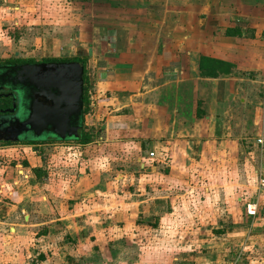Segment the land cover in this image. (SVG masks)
<instances>
[{
    "label": "crops",
    "instance_id": "1",
    "mask_svg": "<svg viewBox=\"0 0 264 264\" xmlns=\"http://www.w3.org/2000/svg\"><path fill=\"white\" fill-rule=\"evenodd\" d=\"M113 8L120 14L106 15L112 25L86 28L87 39L78 33L84 41L72 53L86 58L83 125L94 129V139L66 148L55 143L49 172L36 153L15 173L9 160L0 164V264H27V230L32 249L44 248L35 242L44 225L65 228L73 240L72 230L103 227L104 220H86L89 213H153L165 202L169 215L237 207L241 231H257L241 245L264 248V187L249 183L253 161L246 151L264 145V102L261 109L257 99L264 88V0H119ZM200 57L232 67L204 76ZM19 171L35 180L30 189ZM213 198L223 207L214 210ZM251 202L252 217L245 214ZM42 206L59 215L37 221ZM159 222L161 230L193 228ZM232 244L227 231L213 237V264H230L225 258Z\"/></svg>",
    "mask_w": 264,
    "mask_h": 264
},
{
    "label": "rangeland",
    "instance_id": "2",
    "mask_svg": "<svg viewBox=\"0 0 264 264\" xmlns=\"http://www.w3.org/2000/svg\"><path fill=\"white\" fill-rule=\"evenodd\" d=\"M115 1L119 0H0V63L14 58L34 61L52 57L65 58L79 53L78 49L84 40H78L76 35L83 31L87 39L91 35L85 32L86 28L112 25L106 15L111 17V15L120 14L119 10L113 8ZM94 36L96 37L95 34ZM9 67H11L10 64H0V89L10 87L3 83L4 78H2ZM11 88L12 90L8 88L6 91H10L15 96L13 99L16 107L12 116H23L27 103L21 98L22 89L19 86ZM257 99L262 109L264 88H260ZM5 108H0V111ZM82 127L87 128L83 125V118ZM36 142L38 143L27 144L16 141L6 144L0 142V164L7 159L12 170L18 168L19 165L24 167L28 160L26 155L36 153L35 155H40L41 160L45 162L44 171L49 172L50 154L55 152L53 149L56 146L55 143H60L64 148L70 144H76L74 137L39 139ZM71 149L75 153L79 152L78 149ZM246 151L249 160L253 161L247 173V175L250 174V181L253 179L249 183L256 185L260 174L264 176V145L262 149L258 145H252ZM13 172L15 173L14 170ZM20 179L29 183L24 184L25 190L30 189V185L35 181L21 176ZM47 193L49 194V188ZM231 202L232 205L237 203L235 198H231ZM184 203L191 204L192 202ZM167 205L165 202L156 206L153 213L149 211H143L140 214L127 212L128 214L124 216L115 213L111 215L106 212L109 217L104 215L98 217L97 212L94 211V213H89L91 217L86 220L89 222H103L104 220L103 227L88 226L84 227L85 230H72L73 240L65 236L67 235L65 228L50 229L44 225L41 230L35 231L36 234L42 233L43 236L39 242H35L44 248L32 249L33 239L30 235L32 230H27V238L31 239V246H28L31 249H27V256L30 259L27 260V264H31V261L38 263L39 260L44 259L45 255L47 259L41 264H213V257L211 258L213 237H221L226 234V231L233 242L225 258L230 264H264L263 247L251 248L250 246L248 248L246 245H241L245 236L254 235L257 231L255 228L241 231L237 224L239 221L237 207L229 213L225 211V207L218 211L216 208V213L194 212V209L190 208L191 213L169 215L171 209L168 208L169 205L166 207ZM223 205L220 199L213 198L214 210L215 206L223 207ZM41 209L37 218L39 222H47L59 215L56 212L50 213L48 207L42 206ZM32 213L37 214L38 212ZM258 216L260 217L261 214ZM167 219L169 222L173 220L179 222L181 226L187 225L193 228L161 230L159 221ZM250 220L252 219H248V223L251 222ZM258 221L261 222V219ZM147 223L152 226L149 227ZM194 223H200L202 227L195 229ZM216 230L218 232H215ZM164 242H167V245ZM164 253H166L165 257ZM31 255H35L34 258ZM196 256L199 257L196 258ZM173 257L180 259L176 260Z\"/></svg>",
    "mask_w": 264,
    "mask_h": 264
},
{
    "label": "water",
    "instance_id": "3",
    "mask_svg": "<svg viewBox=\"0 0 264 264\" xmlns=\"http://www.w3.org/2000/svg\"><path fill=\"white\" fill-rule=\"evenodd\" d=\"M82 66L77 61H46L11 65L5 84L22 89L21 98H29L25 115L12 116L11 106L0 111V142L26 140L30 132L38 138L42 129L52 128L57 136L76 137L81 125ZM9 76V77H8ZM6 113V115H4Z\"/></svg>",
    "mask_w": 264,
    "mask_h": 264
},
{
    "label": "trees",
    "instance_id": "4",
    "mask_svg": "<svg viewBox=\"0 0 264 264\" xmlns=\"http://www.w3.org/2000/svg\"><path fill=\"white\" fill-rule=\"evenodd\" d=\"M41 61H77L81 64L82 66V95H81V127L78 131V135L74 137L75 142L79 144H85L88 142H91L94 137L96 136V133L94 132V129L92 127L89 128H83L82 127V118L83 114L87 110V105H88V88H87V76H86V69H85V64H86V58L82 56H71V57H65V58H44L41 59ZM206 61L207 66L204 65V62ZM211 61L213 62V67L208 64ZM34 62L32 59H19V58H14V59H8L3 61V63L0 64H8V63H31ZM232 65L227 62L219 61L216 59H208L206 57H200L199 58V71L202 75L204 76H210V77H217L219 74H225L228 73ZM12 100L11 96H2L0 95V108L6 107L9 108L11 106ZM52 139V138H50ZM56 139V138H55ZM39 139H26V140H21L20 142L22 143H38L36 142ZM6 144L11 143V142H4ZM33 173L38 177L40 174V170L38 168H33L32 169ZM41 256V255H39ZM31 264H35L33 261H31Z\"/></svg>",
    "mask_w": 264,
    "mask_h": 264
},
{
    "label": "flooded vegetation",
    "instance_id": "5",
    "mask_svg": "<svg viewBox=\"0 0 264 264\" xmlns=\"http://www.w3.org/2000/svg\"><path fill=\"white\" fill-rule=\"evenodd\" d=\"M34 62H46V61L39 60V61H34ZM8 64H10V65H17L19 63H8ZM8 88H9V90H12V88L6 87V88H3V89H0V93L1 92H7L6 90ZM13 92H15V91H13ZM16 96H17V93H16ZM24 100L28 104L29 98L28 97H25ZM23 115H25V113ZM26 135H27L26 136L27 139H35V140L36 139H48V138H60L59 136H57L56 132L52 128H50V127H47L45 129H42L41 132H40V134H39V136H38V138L34 137V135H32L30 132L26 133ZM70 137H72V136H65V139L66 138H70Z\"/></svg>",
    "mask_w": 264,
    "mask_h": 264
},
{
    "label": "built area",
    "instance_id": "6",
    "mask_svg": "<svg viewBox=\"0 0 264 264\" xmlns=\"http://www.w3.org/2000/svg\"><path fill=\"white\" fill-rule=\"evenodd\" d=\"M256 142L259 145H261V143H262L261 138H258L256 140ZM149 156L151 157L152 156V153H149ZM19 173H20L21 176H23V177L26 178V175H27L26 172L22 173L21 171H19ZM262 176L263 175L260 174V177L257 179V183H258L259 186H263L264 187V176L263 177ZM255 211H256V203L255 202L247 203L245 205V212H246L247 215L253 216L255 214Z\"/></svg>",
    "mask_w": 264,
    "mask_h": 264
}]
</instances>
